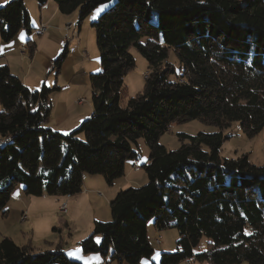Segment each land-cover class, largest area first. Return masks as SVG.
I'll list each match as a JSON object with an SVG mask.
<instances>
[{
	"label": "trees",
	"instance_id": "1",
	"mask_svg": "<svg viewBox=\"0 0 264 264\" xmlns=\"http://www.w3.org/2000/svg\"><path fill=\"white\" fill-rule=\"evenodd\" d=\"M34 1L42 7L47 0ZM112 1L92 23L101 66L89 75L92 111L70 134L45 126L56 85L31 90L0 66V216L18 185L26 195L72 196L88 174L112 186L125 162L137 161L143 139L147 183L117 192L111 220L94 222L81 252L140 264L153 254L152 221L156 230L178 232L175 252H162L159 264H264V164H252L247 154L222 158L230 136L221 131L178 134L175 150L159 143L171 124L192 120L220 129L237 123L248 138L264 128V0H53L60 14L77 13V25ZM22 28L31 34L24 0H10L0 7V40L9 42ZM130 47L148 68L143 91L122 105L123 79L134 68ZM168 50L179 61L178 75ZM203 237L206 247L196 252ZM0 264L82 263L60 248L36 253L30 243L4 237Z\"/></svg>",
	"mask_w": 264,
	"mask_h": 264
},
{
	"label": "rangeland",
	"instance_id": "2",
	"mask_svg": "<svg viewBox=\"0 0 264 264\" xmlns=\"http://www.w3.org/2000/svg\"><path fill=\"white\" fill-rule=\"evenodd\" d=\"M113 4L114 2L112 1L98 6L82 20L80 25L75 26L76 32L74 34L70 33L71 44L73 41H76V39H79L82 44L81 50L84 51L85 49L86 56L81 61L76 60L74 56L71 57L70 53L67 61H64L65 63L63 62L64 64L61 70L55 68L52 73H50V70H41L37 64H34L33 72L41 74L44 78L47 76L51 88L54 85L60 88V92H56L49 96L51 112L48 119L50 124L58 127L59 129H57V131L60 130L58 132L63 135L70 134L83 121L87 120L91 114L92 95L89 75L101 72L99 52L96 46V33L92 27V23L100 14L111 8ZM30 6L32 7L33 21L36 23V21L38 22L37 4L35 1H32ZM32 24L33 22H31V25ZM79 26L81 27V33L77 37L76 34ZM66 28L69 29L70 26ZM20 31L24 33L25 30L22 28ZM34 38L36 39L37 37L34 36ZM41 38L44 39L45 36ZM39 39L40 38L37 40ZM24 48L27 49L28 46L21 47V49ZM26 51L27 50H25V52ZM129 53L134 60V68L129 71L123 79L126 95L122 101V105L126 103L127 99L143 91L144 77L147 74L148 68L147 62L134 47L129 48ZM166 60L174 66L176 74L178 75L180 64L172 50H168ZM17 64L26 70L29 65V60L23 64L21 63V65L19 62H17ZM78 120H80L79 124L75 128L73 126L70 129L69 127ZM51 125L46 127L53 129ZM218 131H221L224 135L230 136L222 144V158L234 159L242 154H247L249 162L252 164L257 166L264 164V128L256 136L248 138L242 133L237 123H231L229 127L220 129L203 124L197 120H192L183 124H171L168 131L160 137L159 143L167 150H175L180 146L178 134L196 135L199 132L211 134ZM77 137L82 140L83 134ZM137 145L138 164L136 165V170L132 171L127 169L124 176L116 179L112 186H108L102 176L88 174H84V182L82 178L81 192L72 196L46 194L42 196L26 195L21 185L16 186L11 194L6 209L10 210L11 207L14 206L18 208L23 207L26 210L27 216L24 220L25 222L21 220V216L20 222L19 220H15L16 224L11 223V221V224L8 222V228L0 222V234H2V238L5 237V234H13V232H15V234L21 233L16 236L15 240L20 242L19 240L24 236L28 239L32 237L33 243L26 242L24 245L30 243L33 249L48 248L47 246L49 243L55 240L54 242L61 243L69 249L70 252L67 253V257L70 260L78 262L75 256L81 252L79 244L92 234L94 222L98 221L105 223L111 220L109 204L114 199L117 192L127 188H138L147 183L146 174L141 166L147 163L149 149L143 139L137 140ZM132 146L134 147V145ZM126 162L128 165L132 164L131 161ZM63 205H65L66 210L64 213L61 211ZM7 229L10 230L9 233H7ZM95 237L96 243H99V236ZM147 238L153 249V254L149 259H142L140 264H159L160 254L162 252H175L178 232L174 228L155 230L153 222L150 221L147 225ZM206 244L207 239L203 237L198 247L195 249L196 252L203 251ZM78 248L80 250H78ZM106 257L105 264H118L117 261L111 260L109 254ZM178 264L199 263L188 260ZM242 264L247 263L244 262Z\"/></svg>",
	"mask_w": 264,
	"mask_h": 264
},
{
	"label": "crops",
	"instance_id": "3",
	"mask_svg": "<svg viewBox=\"0 0 264 264\" xmlns=\"http://www.w3.org/2000/svg\"><path fill=\"white\" fill-rule=\"evenodd\" d=\"M9 1L10 0H0V7L5 5ZM32 1L34 0H24V4H25L26 10L29 15V25H30L32 32L30 35H27L25 31L24 33H21V31H19L16 34V36L7 43H4L0 40V66L2 65L8 66L11 74L20 78L21 81L29 89L40 90L43 85L50 87L49 86L50 83L48 82L47 76L44 78L41 76V74H37L33 72L34 64H37V66L41 70L42 69H46V71L50 70V73H52L54 72V68H53L54 60L63 52L65 48L68 51L67 56L64 60L65 62L67 61L70 53H71L70 55L71 57L74 56V58L79 61H81L86 56V53H85V49L84 51L81 50V47H82L81 40L76 39L77 42L73 41L71 44L70 33L74 34L76 32L75 31V26L77 25V13L76 12L70 15H62L58 12L57 6L53 2V0H47L46 3L42 7H39L37 5L38 22L36 21L35 23L33 21V16H32L33 15L32 10H31L32 7L30 6ZM31 22H33L32 25H31ZM41 24L45 27V32L41 36H37L35 34V30ZM67 26H70V28L67 29L66 28ZM80 33H81V27L79 26L77 34H76L77 37L80 35ZM34 36H36L37 38L35 39ZM44 36H45L44 39L41 38ZM38 38L40 39L37 40ZM24 45H27L29 50L28 52L26 51L27 53L25 52V54L21 55L20 50H21V47ZM68 48L69 49L71 48V49L69 50ZM27 60H29V65L26 70L21 68V66H18L17 62H19L21 65V63L23 64ZM82 79H83V76H82ZM56 92H60V88H59V91H56ZM79 121L80 120L75 122L69 128L71 129L73 126L75 128L79 124ZM50 125L51 124L49 122V119L47 118V120L45 121V126H50ZM51 127L53 128L52 130L54 131H57V129H59L58 127H55L53 125H51ZM134 162H132L131 165L130 164L128 165L127 162H125V172L127 169H130L132 171L136 170L137 168L136 165L138 163L135 164ZM84 178L85 177L83 175V182H84ZM23 211H26L23 207L22 208L21 207L18 208L15 206L11 207L10 210H7V214L5 216H0V222L4 224L5 227L8 228L9 226L8 222L10 223L11 221V223H15V220H19L20 222V216ZM8 218H11V219H8ZM9 231L10 230L7 229V233H9ZM20 234L21 233L15 234V232H13V234H5L4 236L12 239L14 243L19 246L24 245L26 242L33 243L32 237L29 238L30 239L29 240L25 236L22 237L21 240H19L20 242H17L15 240L16 236ZM1 235L2 234H0V240L2 239ZM54 241L49 243V245L47 246L48 248H37V249H34V252L38 253V252H43V251H54L55 249L60 248L68 256L67 253L70 252L69 249H67L65 245H62L61 243H57ZM78 250L80 249L78 248ZM75 257H76V260H78L79 262L83 264H105V260L107 258V257L105 258L102 256L100 257L99 255H92V254L85 255L82 252L76 254Z\"/></svg>",
	"mask_w": 264,
	"mask_h": 264
},
{
	"label": "built area",
	"instance_id": "4",
	"mask_svg": "<svg viewBox=\"0 0 264 264\" xmlns=\"http://www.w3.org/2000/svg\"><path fill=\"white\" fill-rule=\"evenodd\" d=\"M45 32V27L41 24L36 30H35V34L37 35V36H41L43 33ZM24 47H27L26 45H24ZM25 50H27L26 48H24V49H21V51H20V54L21 55H23V54H25ZM23 53V54H22ZM135 164H137L138 163V161H135L134 162ZM61 211L64 213L66 210H65V205H63L62 207H61ZM26 219V212L25 211H23L22 212V214H21V220L22 221H24ZM160 243V242H159Z\"/></svg>",
	"mask_w": 264,
	"mask_h": 264
}]
</instances>
